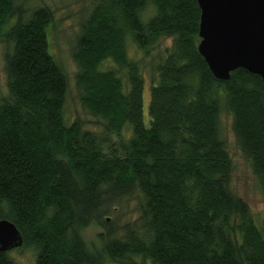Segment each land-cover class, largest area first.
Returning <instances> with one entry per match:
<instances>
[{"label":"trees","instance_id":"1","mask_svg":"<svg viewBox=\"0 0 264 264\" xmlns=\"http://www.w3.org/2000/svg\"><path fill=\"white\" fill-rule=\"evenodd\" d=\"M13 2L0 0L9 93L0 100V218L19 229L20 246L35 249L34 264H99L79 230L133 190L142 198L139 224L105 239L110 259L264 264V214L259 228L231 191L232 159L218 126L223 106L264 193V83L243 67L226 80L212 75L197 50V1H93L72 58L79 100L99 131L64 117L68 81L48 49L51 10L20 13L2 31L17 13ZM148 6L153 13L143 20ZM164 37L171 44L152 66L146 126L144 77L126 42L147 56ZM106 59L117 69H100ZM0 264L19 263L0 251Z\"/></svg>","mask_w":264,"mask_h":264},{"label":"rangeland","instance_id":"2","mask_svg":"<svg viewBox=\"0 0 264 264\" xmlns=\"http://www.w3.org/2000/svg\"><path fill=\"white\" fill-rule=\"evenodd\" d=\"M94 0H14L15 13L3 27L7 29L21 13V18L38 6H47L52 12V19L46 28V37L50 54L62 66L68 81L63 111L67 122L79 118L87 128L99 131L100 126L97 118L90 114L79 100V89L75 83L77 64L72 58L75 40L79 31L80 21L89 13ZM151 6H148L142 15V19L151 15ZM171 44V38H161L150 50L149 55L131 43L128 38L126 42L127 56L138 62L144 77L143 87V122L149 125L148 103L150 98L149 79L152 74V66L159 62L166 54V48ZM7 46L6 41L0 34V100L8 98L9 93L6 86V74L4 68L3 54ZM100 69H117L110 59H106L100 65ZM119 76L124 80V72L118 70ZM218 116V126L221 137L226 143L227 150L232 159V171L229 187L236 195L244 199L251 211L254 223L261 227V219L264 214V193L261 191L255 175L252 173L250 162L238 148L232 131V118L223 106ZM126 133L123 132V135ZM115 138V136H113ZM141 196L137 190L130 193L116 195L102 207L98 220H92L83 226L79 233L88 251L96 256L99 264H154L150 259L140 256H129L121 261L109 258L104 249L105 239L108 237H121L126 224L136 228L139 224V208ZM104 220L107 224L104 225ZM9 254L19 264H34L35 249L30 246H19L8 250Z\"/></svg>","mask_w":264,"mask_h":264},{"label":"water","instance_id":"3","mask_svg":"<svg viewBox=\"0 0 264 264\" xmlns=\"http://www.w3.org/2000/svg\"><path fill=\"white\" fill-rule=\"evenodd\" d=\"M199 7L197 50L212 75L226 80L243 67L264 83V0H196ZM15 224L0 218V251L19 247Z\"/></svg>","mask_w":264,"mask_h":264}]
</instances>
